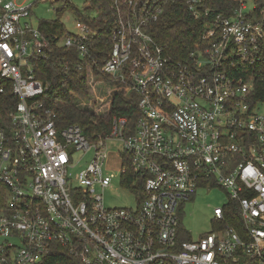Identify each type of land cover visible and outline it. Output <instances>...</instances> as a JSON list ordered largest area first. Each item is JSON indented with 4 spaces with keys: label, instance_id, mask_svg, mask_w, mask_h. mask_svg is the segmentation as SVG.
Returning a JSON list of instances; mask_svg holds the SVG:
<instances>
[{
    "label": "built area",
    "instance_id": "1",
    "mask_svg": "<svg viewBox=\"0 0 264 264\" xmlns=\"http://www.w3.org/2000/svg\"><path fill=\"white\" fill-rule=\"evenodd\" d=\"M186 1L206 21L185 60L149 30L168 0L113 1L101 71L139 94L140 117L129 135L127 118L114 116L108 134L88 136L60 127L36 68L57 45L88 56L96 30L78 18L77 32L52 41L40 23L53 19H32L36 3L68 11L72 0H0V93L18 98L0 111V264H264V101H252L253 77L237 73L264 64V0ZM110 140L123 141L114 156L121 184L134 174L121 185L134 206L105 202ZM79 150L94 154L73 174ZM217 185L239 203L244 231L185 239L183 203Z\"/></svg>",
    "mask_w": 264,
    "mask_h": 264
},
{
    "label": "trees",
    "instance_id": "2",
    "mask_svg": "<svg viewBox=\"0 0 264 264\" xmlns=\"http://www.w3.org/2000/svg\"><path fill=\"white\" fill-rule=\"evenodd\" d=\"M113 1L88 0V7L98 15L97 19L89 20L75 9L79 13L78 18L88 21L97 32L88 56L82 57L76 48L57 45L47 59L39 61L36 68L37 77L49 87L47 103L57 112L60 127L78 124L88 136L108 134L114 116L127 118L125 133L129 135L134 132L140 117L139 94L126 83L112 80L101 71L112 48L115 24ZM186 2L168 0L159 19L149 29L158 42L167 44L169 53L183 60L188 57L195 42L200 41L206 21L204 17L194 18ZM218 2L222 5L224 0L214 1ZM40 27L52 41L54 33L63 36L67 31L59 19L44 21ZM237 73L253 77L252 101H264V64L238 69ZM17 100L9 87L6 92L0 93V111L3 116L10 109V104L14 106ZM132 177L134 174L129 168L122 184L131 187ZM224 210L223 220H216L214 229L232 225L242 233L244 228L239 203L230 200ZM179 231L185 239L192 238L180 224Z\"/></svg>",
    "mask_w": 264,
    "mask_h": 264
},
{
    "label": "rangeland",
    "instance_id": "3",
    "mask_svg": "<svg viewBox=\"0 0 264 264\" xmlns=\"http://www.w3.org/2000/svg\"><path fill=\"white\" fill-rule=\"evenodd\" d=\"M22 2L24 0H17ZM76 5L75 8L64 11L63 9L54 8L49 2H37L35 11L32 13V19L39 24L42 19H59L65 25L66 32H77L76 20L78 12L81 11L86 15L95 16L96 13L89 9L88 0H72ZM58 5V4H56ZM78 10V12L75 11ZM123 147L122 140H110L108 142V151L112 157L108 159L112 166L105 168L107 174H114L112 185L105 190V202L107 206H134L136 204L135 196L122 187L120 183L121 175L118 169V162L114 156ZM94 150L88 152L76 151L74 153L75 166L70 171L75 174L84 168L93 157ZM115 158V159H114ZM231 200V194L224 187L217 185L213 187L200 186L192 200L183 203V209L180 210V227L190 234L193 239L212 231L215 227L216 219L214 209L224 207Z\"/></svg>",
    "mask_w": 264,
    "mask_h": 264
}]
</instances>
